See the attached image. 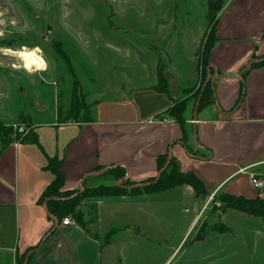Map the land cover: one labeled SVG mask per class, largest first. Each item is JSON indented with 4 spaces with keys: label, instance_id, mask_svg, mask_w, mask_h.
<instances>
[{
    "label": "rangeland",
    "instance_id": "obj_1",
    "mask_svg": "<svg viewBox=\"0 0 264 264\" xmlns=\"http://www.w3.org/2000/svg\"><path fill=\"white\" fill-rule=\"evenodd\" d=\"M211 27L208 0H0V122L13 129L19 114L51 122L70 110L76 83L79 108H86L78 121L126 119L121 113L135 107L155 108L162 95L150 86L160 59L170 94L195 102L204 69L197 54ZM24 50L37 51L45 70H26L18 55ZM195 75V87L180 85ZM90 179L87 188L117 185L110 176ZM222 194L201 199L177 187L132 198L129 206L100 209L85 199L80 210L101 243L112 233L105 264H264V221L224 209ZM16 241L14 213L4 210L0 254L7 263L12 253L2 248Z\"/></svg>",
    "mask_w": 264,
    "mask_h": 264
},
{
    "label": "crops",
    "instance_id": "obj_2",
    "mask_svg": "<svg viewBox=\"0 0 264 264\" xmlns=\"http://www.w3.org/2000/svg\"><path fill=\"white\" fill-rule=\"evenodd\" d=\"M216 39L209 60L212 77L218 74L217 102L199 112L196 121L194 100L189 95L170 94L168 82V93L156 91L162 96L155 108L135 107L132 112L121 113L129 116L126 119L63 123L59 122L58 113L51 122H36L30 116L44 152L33 143L14 140L6 146L0 144V221L4 210L13 211L17 233L16 244L2 248L12 253L11 264H19L27 250L44 240L29 264H91V258L94 264H105L106 251L112 249L110 241L101 243L100 237H92L71 218L75 223L56 225L46 204L39 202L55 179L47 169L49 158L61 161L65 180L62 191L72 192L81 188L87 173L108 167L121 166L134 183L155 178L159 172L157 159L169 154L172 144L171 155L181 171L198 176L209 196L225 193L246 199L264 198V192H258L251 184L253 174L264 173V67L247 73L243 103L233 110L242 89L241 70L264 55V0H229L218 16ZM196 75L184 84L181 79L180 85L195 83V87ZM167 94L171 95L169 99L165 98ZM188 98L184 143L181 126L165 118L164 113L171 107V100ZM187 148L196 155H189ZM184 188L194 194L191 187ZM136 197L103 198L96 200L97 207L99 204L102 209L105 203L133 205L132 198ZM97 220L99 225V212ZM1 263L8 264L4 254H0Z\"/></svg>",
    "mask_w": 264,
    "mask_h": 264
},
{
    "label": "trees",
    "instance_id": "obj_3",
    "mask_svg": "<svg viewBox=\"0 0 264 264\" xmlns=\"http://www.w3.org/2000/svg\"><path fill=\"white\" fill-rule=\"evenodd\" d=\"M229 0H208V19L210 24L212 25L211 31L208 35L207 42L204 44V50L202 55L197 54L198 62L200 65L202 64L203 75H201V86L200 90L196 94L195 97V105L198 98L201 96L200 105L198 107V113L217 102L216 92H215V83L212 84L210 80L207 82L209 74H213L212 68H210V52L215 46L217 41L216 39V31H217V24H218V16L226 3ZM254 60H259L258 63L254 64L252 68L246 71L242 75V89L240 93V97L235 104L233 110L238 109L241 104L243 103L245 97V86H244V79L245 76L249 71L256 68L264 67V55L260 58H254ZM65 61L68 62V58H65ZM251 61V62H252ZM250 62V63H251ZM71 73L72 69L71 66L69 67ZM246 68V67H245ZM243 68V69H245ZM242 69V70H243ZM162 60L160 59L158 69H157V84L154 87V90L159 93H168L169 92V85L166 77L164 76ZM241 70V71H242ZM207 85L204 88V85ZM81 97L79 93V86L76 83L71 96V108L68 113L64 114L63 112L58 111V120L59 122H69V121H78L79 118V111H85L84 109H80L79 98ZM172 105L171 107L165 111V118L173 119L176 123H178L184 133L183 142L186 143L187 136L185 134V111L187 109V104L189 99H182V100H171ZM161 119H165L160 117ZM84 121L89 122L91 118H86ZM19 123L21 125H25L27 128V133L24 135L21 134H14L12 128L8 129L3 127L0 122V138L2 140V145L6 146L12 141H17L21 143H33L37 144L40 149L44 152L43 147L40 145L38 138L33 130V122L30 116L21 114L19 117ZM186 146V145H185ZM187 152L189 155H196L192 150L187 148ZM168 155L159 156L157 159L158 163V170H162L163 167L168 162ZM47 169H49L55 175L54 181L47 187L45 192L42 194L39 202L46 203L47 210L50 216L57 220L58 225L63 222L65 218L73 219L79 226H81L84 230H87L86 225L84 224L83 215L80 210L81 203L85 199L89 200H100L103 198L109 197H136V196H146V195H157L164 192H167L171 189L177 187H191L195 193V195L199 198H206L209 196V193L206 190V187L203 181L196 176L194 173H184L181 171L179 162L172 157L167 170L161 175L157 182H154L155 178L148 179L141 183H134L130 179L122 181L120 186L116 184L114 186H100L97 188H87L88 184L91 180L88 178L84 183V192L77 196L79 190L76 191H65L63 192L62 189L65 185V180L63 173L61 171V161L56 158H49ZM127 175V171L122 168L121 166L110 169L106 171L102 176H110L112 177L115 182L117 183L120 179H123ZM221 205L224 209H231L235 211H239L245 213L249 216L261 218L264 221V198L258 196L255 199H246L242 196H234L230 194H222L220 197ZM95 218H96V211ZM90 233V232H88ZM111 234L109 233L106 236V242L108 243L111 239ZM94 238H98L96 235H91ZM40 245V244H39ZM36 246L27 250L19 260V264H23L27 254L31 251L35 252L40 246Z\"/></svg>",
    "mask_w": 264,
    "mask_h": 264
},
{
    "label": "water",
    "instance_id": "obj_4",
    "mask_svg": "<svg viewBox=\"0 0 264 264\" xmlns=\"http://www.w3.org/2000/svg\"><path fill=\"white\" fill-rule=\"evenodd\" d=\"M51 33H52V28H51V27H48V29H47V33H46V36H45L44 38L47 39L48 36H49ZM258 62H259V60H254V61H252V62H251V63H250L245 69H243V70L241 71V73H240V79L242 80V75H243L246 71L250 70V69L252 68V66H253L254 64L258 63ZM210 68H212V66H210ZM217 77H218V74H217V73H215L214 77H212V75L209 74L208 79H207V82H209V81L211 80V81H212V84L214 85V83H215V79H216ZM207 82H206V84L204 85V88H203L202 91H204V89H205V87H206V85H207ZM200 101H201V96L198 98V100H197V102H196V106H195V113H194V120H195V121H196V119H197L198 107H199V105H200ZM194 138H195L196 143H198L196 130H194ZM171 149H172V144H171V146H170V153H169V155H168V162H167L166 165L163 167V169L160 170V171L158 172V174H157L156 179H155L154 182H157V181L159 180V178L161 177V175L167 170V168H168V166H169V162H170V160H171V158H172V155H171ZM116 167H119V166L108 167V168H104V169H102V170H99V171H97V172H89V173H87V174L84 176V178H83V180H82V182H81V188H80V191H79L77 194H75L74 196H77V195L82 194V193L84 192V190H85V188H84V183H85V181H86L88 178L101 176V175H103L106 171H108V170H110V169H113V168H116ZM128 179H130V173H129V172H127V175H126L123 179H120V180L117 182V186H120L122 181H125V180H128ZM45 204H46V203H45ZM54 221H55V224L58 225L57 220L54 219ZM137 235H138V236H143V234L140 233V230H138ZM44 241H45V240H44ZM44 241L42 242V244H40V247L43 245ZM32 254H33V251H31V252H29V253L27 254V256H26V258H25L23 264H29V261H30V258H31V256H32Z\"/></svg>",
    "mask_w": 264,
    "mask_h": 264
},
{
    "label": "bare ground",
    "instance_id": "obj_5",
    "mask_svg": "<svg viewBox=\"0 0 264 264\" xmlns=\"http://www.w3.org/2000/svg\"><path fill=\"white\" fill-rule=\"evenodd\" d=\"M19 57L21 58L22 62L24 63V67L26 70L30 71L36 68L37 70H45V61L37 51H20L18 53Z\"/></svg>",
    "mask_w": 264,
    "mask_h": 264
},
{
    "label": "built area",
    "instance_id": "obj_6",
    "mask_svg": "<svg viewBox=\"0 0 264 264\" xmlns=\"http://www.w3.org/2000/svg\"><path fill=\"white\" fill-rule=\"evenodd\" d=\"M13 131L15 135L17 134L24 135L28 132L27 128L24 125H20V124H15L13 126ZM251 184L253 188L257 190L258 192H264V173L263 174H253L251 176ZM71 223H72V220L70 218H65L62 222V224L65 226L70 225Z\"/></svg>",
    "mask_w": 264,
    "mask_h": 264
}]
</instances>
